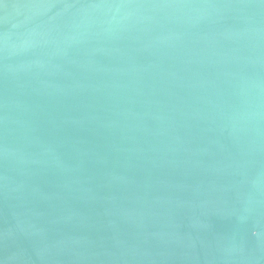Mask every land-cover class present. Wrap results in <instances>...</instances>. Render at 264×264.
Segmentation results:
<instances>
[{
  "label": "water",
  "instance_id": "1",
  "mask_svg": "<svg viewBox=\"0 0 264 264\" xmlns=\"http://www.w3.org/2000/svg\"><path fill=\"white\" fill-rule=\"evenodd\" d=\"M0 264H264V0H0Z\"/></svg>",
  "mask_w": 264,
  "mask_h": 264
}]
</instances>
